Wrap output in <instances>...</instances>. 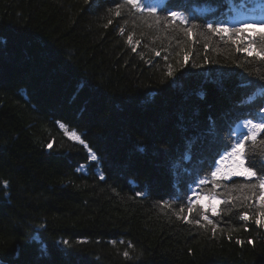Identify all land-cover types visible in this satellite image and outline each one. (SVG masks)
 <instances>
[{
    "label": "trees",
    "instance_id": "1",
    "mask_svg": "<svg viewBox=\"0 0 264 264\" xmlns=\"http://www.w3.org/2000/svg\"><path fill=\"white\" fill-rule=\"evenodd\" d=\"M119 2L0 0V260L264 264V228L239 220L252 216L248 202L219 204L220 215H208L215 235L211 225L175 215L193 188L223 200L255 180L198 184L240 123L264 112V67L203 28L189 39L150 29L125 9L117 17ZM261 4L256 18L264 17ZM253 5L169 0L168 8L206 26L225 21L226 10L228 19L249 16ZM129 34L139 41L135 52ZM72 131L87 148L69 138Z\"/></svg>",
    "mask_w": 264,
    "mask_h": 264
},
{
    "label": "snow or ice",
    "instance_id": "2",
    "mask_svg": "<svg viewBox=\"0 0 264 264\" xmlns=\"http://www.w3.org/2000/svg\"><path fill=\"white\" fill-rule=\"evenodd\" d=\"M169 0H120L119 4L116 5L115 15L121 16V9L127 10L129 15L135 16L143 20L148 28L153 26L162 27L163 29H171L174 32L183 33L185 37L191 39L194 35L201 34L203 32L219 37L225 44H231L235 46L237 53H244L246 57H253L254 61L258 63L259 67H264V31H256V27H264V17L260 19H249L239 21L229 26L225 21L217 19L214 22H208L206 26L193 23L187 14L182 11L170 10L168 8ZM111 23V20H109ZM255 26V27H254ZM120 33L123 35L124 28L120 29ZM249 33H255V39L253 36L248 35ZM245 41H247L245 43ZM127 43L132 45V51H136V46L139 41L133 43V35L129 34L127 37ZM243 45V46H241ZM207 47V45H205ZM157 56L159 52L155 53ZM185 63L189 60V55L183 57ZM252 61H249L251 63ZM168 76H172L171 67H169ZM264 79V76H261ZM259 91L261 95H264V86ZM61 128H65L64 124H60ZM242 131L237 138H235L229 145V149H226L222 159L219 161V167L213 164L215 170L210 171L209 175L203 176L198 180L200 186L212 184L214 188L221 187L220 181L230 180L233 176L245 177L251 183H244L235 186L230 191L240 192L239 196H231L227 199H220L218 194L213 191H204L203 187L193 188L191 195L185 194L184 203L179 207L178 211H175V215L178 219L184 220L187 223H194L201 228H205L207 225H211L213 235H215L217 224L213 223L209 219L208 212H211L212 216H218L220 213L217 210L218 204L232 205L234 200L248 202L250 209L253 210L252 216L248 212L239 214V220L247 222L252 219V222L261 228H264V116L258 120L251 118L246 119L242 123ZM65 128V132L67 133ZM259 137V139H258ZM70 139H75L79 143L83 144L85 148L88 147L84 140L80 136L72 131L69 136ZM260 145V148H257ZM52 147L51 144L48 145ZM91 152V150H89ZM259 156L261 161V167L259 169L260 174L257 172V159ZM98 157L94 152L91 153V160L95 161ZM225 161L230 162L228 168L224 167ZM79 170V169H78ZM101 179L103 175L101 174ZM4 187H7V182H4ZM192 197H195L193 199ZM208 200L207 204H204V200ZM163 207L171 208V202H164ZM193 212L197 213L198 219L189 220L188 215ZM187 213V215L185 214ZM254 217V219H253ZM205 222V223H202ZM231 239V236L228 237ZM38 240V237H36ZM238 244L243 246V241L237 240ZM68 245V241L63 242ZM115 243V241L113 242ZM249 244H253V241L249 240ZM131 246V245H130ZM126 259H130L129 253L125 251L123 253ZM0 264H4L0 261Z\"/></svg>",
    "mask_w": 264,
    "mask_h": 264
},
{
    "label": "rangeland",
    "instance_id": "3",
    "mask_svg": "<svg viewBox=\"0 0 264 264\" xmlns=\"http://www.w3.org/2000/svg\"><path fill=\"white\" fill-rule=\"evenodd\" d=\"M225 162H227V161H225ZM229 166H230V162H229V161H228L227 163L224 164V167H225V168H228ZM203 203H204V204H207V203H208V200H207V199L204 200ZM218 206H219V204L217 205V209H218ZM207 214L210 215L211 212L209 211ZM209 219H211V218L209 217ZM202 222H203V221H202Z\"/></svg>",
    "mask_w": 264,
    "mask_h": 264
},
{
    "label": "clouds",
    "instance_id": "4",
    "mask_svg": "<svg viewBox=\"0 0 264 264\" xmlns=\"http://www.w3.org/2000/svg\"><path fill=\"white\" fill-rule=\"evenodd\" d=\"M262 116H264V114H263V113H261V114L259 115V118H260V117H262Z\"/></svg>",
    "mask_w": 264,
    "mask_h": 264
},
{
    "label": "water",
    "instance_id": "5",
    "mask_svg": "<svg viewBox=\"0 0 264 264\" xmlns=\"http://www.w3.org/2000/svg\"><path fill=\"white\" fill-rule=\"evenodd\" d=\"M0 261H2V260H0ZM4 264H7L6 262H4Z\"/></svg>",
    "mask_w": 264,
    "mask_h": 264
}]
</instances>
